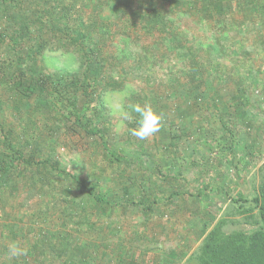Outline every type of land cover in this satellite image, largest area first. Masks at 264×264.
<instances>
[{"label": "rangeland", "instance_id": "1", "mask_svg": "<svg viewBox=\"0 0 264 264\" xmlns=\"http://www.w3.org/2000/svg\"><path fill=\"white\" fill-rule=\"evenodd\" d=\"M0 33V159L24 158L0 264H197L213 229L264 231V0H7ZM128 104L160 131L132 136Z\"/></svg>", "mask_w": 264, "mask_h": 264}, {"label": "trees", "instance_id": "2", "mask_svg": "<svg viewBox=\"0 0 264 264\" xmlns=\"http://www.w3.org/2000/svg\"><path fill=\"white\" fill-rule=\"evenodd\" d=\"M7 0H0L1 3H5ZM5 38L3 33H0V42ZM20 56V55H19ZM21 58V56H20ZM1 63V60H0ZM9 65H0V73L6 74ZM52 91L58 89V85L61 84V80L57 78H51ZM78 119V117H76ZM86 130L91 134L100 133L97 126L85 124ZM205 141V140H204ZM205 147H210L208 142H204ZM24 159L21 153L10 156L8 159H0V171L6 173L9 168L14 166L16 160ZM256 206L258 207L259 214L264 228V203H261L259 199H254ZM133 203V202H131ZM136 203V202H135ZM134 203V205H136ZM240 241V242H239ZM197 264H264V231L254 232L247 236L239 237L221 236L217 229L211 230L206 236L202 250L197 257Z\"/></svg>", "mask_w": 264, "mask_h": 264}, {"label": "clouds", "instance_id": "3", "mask_svg": "<svg viewBox=\"0 0 264 264\" xmlns=\"http://www.w3.org/2000/svg\"><path fill=\"white\" fill-rule=\"evenodd\" d=\"M135 91L132 86H126L120 93L121 99L131 97ZM120 115L122 121L136 125L130 128L129 131L132 136L140 140H144L159 132L162 126V114L157 113L148 105L128 104L126 107L121 105ZM7 251L12 258L22 257L27 253V249L21 247L17 242L10 243Z\"/></svg>", "mask_w": 264, "mask_h": 264}, {"label": "crops", "instance_id": "4", "mask_svg": "<svg viewBox=\"0 0 264 264\" xmlns=\"http://www.w3.org/2000/svg\"><path fill=\"white\" fill-rule=\"evenodd\" d=\"M204 140H205V141H204ZM204 142H209V141H208V139H204V138H203V139H202V142H201L202 145H204Z\"/></svg>", "mask_w": 264, "mask_h": 264}]
</instances>
